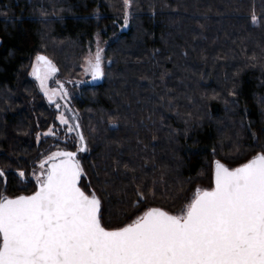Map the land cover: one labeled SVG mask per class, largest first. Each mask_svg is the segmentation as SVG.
<instances>
[{"label": "trees", "instance_id": "1", "mask_svg": "<svg viewBox=\"0 0 264 264\" xmlns=\"http://www.w3.org/2000/svg\"><path fill=\"white\" fill-rule=\"evenodd\" d=\"M253 8L261 19L255 26ZM128 12L125 27L123 0H0V168L7 177L6 185L0 179V191H32V170L54 151L47 138L36 141L54 114L26 76L32 57L46 55L71 81L95 38L106 44V76L81 85L75 114L91 148L79 158L112 226L136 211L129 206L136 199L133 175L150 186L163 172L169 189L182 187L179 199L158 192L156 201H148L175 211L197 184L210 185L213 160L235 166L264 151L261 0H132ZM110 120L119 127L111 128ZM75 138L66 149L76 150ZM117 159L119 173L113 172ZM145 161L148 167L140 171ZM124 163L138 171L125 175ZM17 169L26 172L25 181Z\"/></svg>", "mask_w": 264, "mask_h": 264}, {"label": "snow or ice", "instance_id": "2", "mask_svg": "<svg viewBox=\"0 0 264 264\" xmlns=\"http://www.w3.org/2000/svg\"><path fill=\"white\" fill-rule=\"evenodd\" d=\"M261 2L264 4V0ZM123 4L126 27L132 0H123ZM250 22L261 24L255 8ZM103 52L98 45L95 53L85 57L84 72L93 80L106 76ZM57 72L48 57L37 55L31 75L57 110L62 107L59 101H65L66 111H60L56 119L68 133H76V151L58 148L43 155L32 170L35 190L30 194L11 196L6 187L0 191V264H264V151L235 167L214 160L210 186H197L175 211L148 206V201H156L158 192L173 201L179 199L182 187L169 189L163 172L150 186L143 179L136 183L133 175L131 186L136 199L129 206L136 211L127 221L112 226L111 219L105 221L108 209L104 200L79 158L91 148L80 130L78 114H66L73 112L68 107L70 94L59 80L56 88L48 87ZM168 103L172 105V101ZM109 126L117 129L119 124L110 120ZM56 135L49 127L36 134V141L39 143L41 136ZM234 153L240 154L239 145L234 146ZM113 163V172L119 173L121 160ZM92 167L97 165L93 163ZM147 167L145 161L139 170ZM137 171V167L123 164L125 175ZM16 175L22 182L27 179L23 169H17ZM95 175L99 178L98 172ZM0 179L7 184L4 168H0Z\"/></svg>", "mask_w": 264, "mask_h": 264}, {"label": "rangeland", "instance_id": "3", "mask_svg": "<svg viewBox=\"0 0 264 264\" xmlns=\"http://www.w3.org/2000/svg\"><path fill=\"white\" fill-rule=\"evenodd\" d=\"M98 45H99L100 48L104 49V52H103V57H104L106 44H105V42L98 41V39L95 38V40L91 41L89 45L87 44L86 51H85L84 55L81 58L79 57L80 58L79 59V63L77 64V67L79 68V77L71 80V83H69L70 80H66L61 75L60 71H58L55 74V76L48 81V87L50 89L56 88L57 87L56 81L59 80V81H61L64 84V87L69 92L70 98H69V101H68V107L73 109V112H66V114L69 117H71V116H73L75 114V109H76L75 108V106H76L75 103H76V101H75L74 98L76 96H78V94H80L81 85L84 82L89 83V80L92 79L91 74H87V73L84 72L83 65H84L85 57L89 55V52L95 53V51L97 50V46ZM37 55H44V54H35L32 57L31 61L29 62L28 66L26 67V70H25L26 76H27V78L31 79L34 82V84L36 85L37 89L42 93L46 104L49 105L52 108V110H53V114H54L53 122L45 130H43L41 133L46 132L49 127H53L54 131L57 132L56 136H47V137L41 136V137L47 138L50 141V143L52 144V146H51V144H49V146H50L49 147V151H52V150L56 151L58 148L59 149H63V150H68V149L65 148L66 143L67 142H71L72 135L75 132L68 133L67 132V128L65 126L61 125L60 122L56 119V117L59 115L60 111H66V109H64V107H63L65 101H63V100L59 101L62 107H61V109L57 110L55 104L54 103H49L47 97L44 95L43 91H41L40 86H39V81H37L36 78L33 75H31L33 65H34V63H36ZM44 56H46V55H44ZM104 61H105V59H104ZM57 99H58V97H57ZM73 142H76V140L73 139ZM68 151H72V150H68ZM211 171H212V165H211ZM210 175H211V172H210ZM210 178H211V176H210ZM210 184H211V182H210ZM197 186L208 187L207 185H201V183H200V184H197L193 188L192 191H194Z\"/></svg>", "mask_w": 264, "mask_h": 264}, {"label": "water", "instance_id": "4", "mask_svg": "<svg viewBox=\"0 0 264 264\" xmlns=\"http://www.w3.org/2000/svg\"><path fill=\"white\" fill-rule=\"evenodd\" d=\"M98 82H100V79H97V80H93V78L92 79H90L89 80V83L90 84H93V83H98ZM68 151V150H67ZM251 158V157H250ZM249 159V158H248ZM216 160V159H215ZM214 161V160H213ZM244 162H246V161H244ZM243 163V162H242ZM239 165V164H238ZM238 165H235V166H238ZM235 166H233V167H235ZM212 167H213V162H212ZM211 179H212V171H211ZM35 190V186H34V189L32 190V191H34ZM32 191H30V192H28V193H19V194H30ZM19 194H16V195H19ZM13 196H15V195H13Z\"/></svg>", "mask_w": 264, "mask_h": 264}]
</instances>
